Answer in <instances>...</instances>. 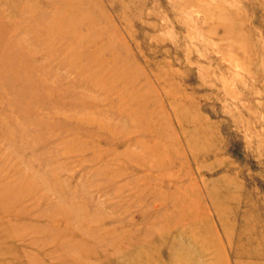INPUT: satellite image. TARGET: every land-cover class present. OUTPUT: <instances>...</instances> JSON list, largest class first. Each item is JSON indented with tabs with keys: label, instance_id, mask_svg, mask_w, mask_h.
Listing matches in <instances>:
<instances>
[{
	"label": "rangeland",
	"instance_id": "obj_1",
	"mask_svg": "<svg viewBox=\"0 0 264 264\" xmlns=\"http://www.w3.org/2000/svg\"><path fill=\"white\" fill-rule=\"evenodd\" d=\"M0 264H264V0H0Z\"/></svg>",
	"mask_w": 264,
	"mask_h": 264
}]
</instances>
